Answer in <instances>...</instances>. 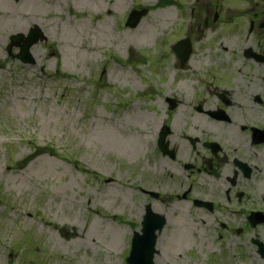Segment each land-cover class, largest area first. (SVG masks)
Here are the masks:
<instances>
[{
  "label": "rangeland",
  "instance_id": "rangeland-1",
  "mask_svg": "<svg viewBox=\"0 0 264 264\" xmlns=\"http://www.w3.org/2000/svg\"><path fill=\"white\" fill-rule=\"evenodd\" d=\"M133 7L149 11L130 27ZM253 12L264 17V0H0V264H125L171 43L195 29L200 42H264V28L248 30ZM34 24L45 38L22 63L5 41ZM175 213L159 238L168 255L197 244L183 257L206 264L202 223ZM251 235L264 244V224L244 233L233 264L263 263Z\"/></svg>",
  "mask_w": 264,
  "mask_h": 264
},
{
  "label": "flooded vegetation",
  "instance_id": "flooded-vegetation-1",
  "mask_svg": "<svg viewBox=\"0 0 264 264\" xmlns=\"http://www.w3.org/2000/svg\"><path fill=\"white\" fill-rule=\"evenodd\" d=\"M261 16H247L250 33H261ZM195 30L199 36L191 31L183 36L189 43L184 59L173 48L177 39L170 45L176 55L171 89L164 105L152 108L153 141L136 176L144 201L139 230L147 208L164 217L154 264H191L184 254L198 248L187 244L169 256L170 247L159 239L177 209L202 223L211 243H203L206 264L237 263L244 233L264 224V42L234 36L229 41L224 35L200 42L202 31ZM248 241V253L262 256L264 264V244L253 235Z\"/></svg>",
  "mask_w": 264,
  "mask_h": 264
},
{
  "label": "water",
  "instance_id": "water-1",
  "mask_svg": "<svg viewBox=\"0 0 264 264\" xmlns=\"http://www.w3.org/2000/svg\"><path fill=\"white\" fill-rule=\"evenodd\" d=\"M148 11L147 7L136 8L131 10L125 24L132 27L136 26L143 15ZM45 38L43 30L39 26L31 28L27 35L17 33L11 35L8 49L15 45L18 50L15 56L23 63H33L35 61L31 52V46L38 40ZM177 55L184 59L189 51V43L186 38L179 39L174 45ZM164 223V217L153 213L147 208V214L142 222L141 231H135L132 236L131 248L126 257L127 264H154L153 256L155 252V242L157 238V230L160 232Z\"/></svg>",
  "mask_w": 264,
  "mask_h": 264
},
{
  "label": "trees",
  "instance_id": "trees-1",
  "mask_svg": "<svg viewBox=\"0 0 264 264\" xmlns=\"http://www.w3.org/2000/svg\"><path fill=\"white\" fill-rule=\"evenodd\" d=\"M44 149L46 150V149H48V150H46V152H51V153H55V151H56V148L53 146V145H51V144H46V146L44 147Z\"/></svg>",
  "mask_w": 264,
  "mask_h": 264
},
{
  "label": "bare ground",
  "instance_id": "bare-ground-1",
  "mask_svg": "<svg viewBox=\"0 0 264 264\" xmlns=\"http://www.w3.org/2000/svg\"><path fill=\"white\" fill-rule=\"evenodd\" d=\"M186 56H187V54H186ZM186 56H185V57H186ZM175 232H176V230H175ZM175 232H174V234H175Z\"/></svg>",
  "mask_w": 264,
  "mask_h": 264
}]
</instances>
